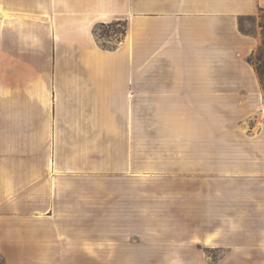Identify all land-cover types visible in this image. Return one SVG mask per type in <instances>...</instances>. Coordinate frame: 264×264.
I'll use <instances>...</instances> for the list:
<instances>
[{
	"label": "crops",
	"instance_id": "obj_1",
	"mask_svg": "<svg viewBox=\"0 0 264 264\" xmlns=\"http://www.w3.org/2000/svg\"><path fill=\"white\" fill-rule=\"evenodd\" d=\"M262 9L0 0V264H264Z\"/></svg>",
	"mask_w": 264,
	"mask_h": 264
},
{
	"label": "rangeland",
	"instance_id": "obj_2",
	"mask_svg": "<svg viewBox=\"0 0 264 264\" xmlns=\"http://www.w3.org/2000/svg\"><path fill=\"white\" fill-rule=\"evenodd\" d=\"M241 25L242 28L249 32V33H254L260 36L261 38V46L264 44V10L260 11L256 15L252 17H246L241 20ZM123 25H118L114 24L111 26H105V27H99L97 29V33L99 35V38L101 40V43L108 46L112 47L115 45V43H118V41L121 39L122 34H123ZM259 48L255 51L253 54V58H256V56H259ZM264 59V55L262 57ZM262 88L264 92V81H262ZM213 258V257H212Z\"/></svg>",
	"mask_w": 264,
	"mask_h": 264
},
{
	"label": "trees",
	"instance_id": "obj_3",
	"mask_svg": "<svg viewBox=\"0 0 264 264\" xmlns=\"http://www.w3.org/2000/svg\"><path fill=\"white\" fill-rule=\"evenodd\" d=\"M264 9H262L261 11H263ZM252 17V16H251ZM244 19V18H243ZM242 26V25H241ZM124 28V27H123ZM244 30V29H243ZM125 32V30H123ZM245 31V30H244ZM123 32V33H124ZM247 32V31H245ZM249 33V32H248ZM99 36V35H98ZM114 47V46H112ZM110 47V48H112ZM259 56H256V58H253L251 57V62L252 64L254 65L258 75H259V78H260V81L262 83V81H264V59H262L263 55H264V44L263 46H261L259 48V52H258Z\"/></svg>",
	"mask_w": 264,
	"mask_h": 264
}]
</instances>
